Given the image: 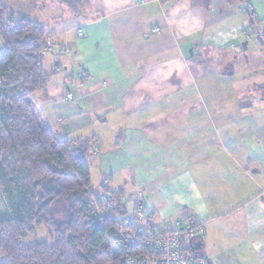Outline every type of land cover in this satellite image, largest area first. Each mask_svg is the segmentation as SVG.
Returning a JSON list of instances; mask_svg holds the SVG:
<instances>
[{"label":"crops","instance_id":"obj_1","mask_svg":"<svg viewBox=\"0 0 264 264\" xmlns=\"http://www.w3.org/2000/svg\"><path fill=\"white\" fill-rule=\"evenodd\" d=\"M86 1L0 0L55 43L39 122L93 140L95 194L196 217L210 264H264V0Z\"/></svg>","mask_w":264,"mask_h":264},{"label":"trees","instance_id":"obj_2","mask_svg":"<svg viewBox=\"0 0 264 264\" xmlns=\"http://www.w3.org/2000/svg\"><path fill=\"white\" fill-rule=\"evenodd\" d=\"M59 1L71 8L87 2ZM44 37L42 25L0 2V191L8 207L0 216V264H125L146 252L116 227L132 200L124 188L95 194L87 165L93 140L59 138L36 116L33 94L51 76L42 66ZM33 226L49 227L51 242L24 247Z\"/></svg>","mask_w":264,"mask_h":264},{"label":"built area","instance_id":"obj_3","mask_svg":"<svg viewBox=\"0 0 264 264\" xmlns=\"http://www.w3.org/2000/svg\"><path fill=\"white\" fill-rule=\"evenodd\" d=\"M152 32L157 33L159 29L154 27ZM54 45L53 39L45 36L41 43V53L52 51ZM230 48L234 49V43H231ZM65 99H73L72 93H67ZM101 188L103 192L107 190L105 182ZM116 227L129 246L138 245L146 250L145 253L127 256L125 264H210L201 251L192 250V245L203 236L202 222L192 215L171 221L156 220L147 209L142 192L134 196L132 210L119 219Z\"/></svg>","mask_w":264,"mask_h":264},{"label":"rangeland","instance_id":"obj_4","mask_svg":"<svg viewBox=\"0 0 264 264\" xmlns=\"http://www.w3.org/2000/svg\"><path fill=\"white\" fill-rule=\"evenodd\" d=\"M47 4V3H46ZM47 6H48V4H47ZM237 77V75H235V78ZM103 182H105L106 183V186H107V190L106 191H108V190H110L109 189V185H108V183H107V181H101L100 183H99V185H98V187H97V189H99L100 190V192H99V194L100 193H102L103 192V188H101V184L103 183ZM91 189H93V188H91ZM95 190L93 189V192H94ZM105 191V192H106ZM125 191H126V193H127V195H128V197L132 200V202L134 201V196L135 195H137V190H135V189H133L132 191L131 190H126L125 189ZM131 191V192H130ZM136 192V193H135ZM140 191H138V193H139ZM95 193V192H94ZM107 197V199H109L108 198V196H106ZM106 199V198H105ZM132 210V209H131ZM130 210V211H131ZM8 212V207H7V205H6V202H5V199H4V197H3V195H2V192L0 191V216L2 215V214H5V213H7ZM121 218V217H120ZM119 218V219H120ZM51 230H50V228L49 227H47V226H33V230H32V232L31 233H29V234H27L23 239H22V244H23V246L24 247H29V246H32L34 243H42V242H48V243H50L51 242ZM106 244L107 245H109V247H110V249H111V251L113 252V253H117L118 252V250L114 247V245L110 242V240H106Z\"/></svg>","mask_w":264,"mask_h":264},{"label":"water","instance_id":"obj_5","mask_svg":"<svg viewBox=\"0 0 264 264\" xmlns=\"http://www.w3.org/2000/svg\"><path fill=\"white\" fill-rule=\"evenodd\" d=\"M229 75H231V73H229ZM202 249V241H198L196 244L192 245V250H197V251H201Z\"/></svg>","mask_w":264,"mask_h":264}]
</instances>
